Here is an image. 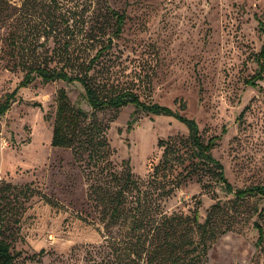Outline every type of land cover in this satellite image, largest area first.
Here are the masks:
<instances>
[{"label":"rangeland","instance_id":"rangeland-1","mask_svg":"<svg viewBox=\"0 0 264 264\" xmlns=\"http://www.w3.org/2000/svg\"><path fill=\"white\" fill-rule=\"evenodd\" d=\"M108 7L125 14L124 24L88 74L97 81L106 75L171 113H144L132 104L91 110L76 81L37 76L20 83L27 66L81 73V63L114 30ZM59 14L69 26L62 21L52 32L49 21ZM258 19L264 20V0H1L0 104L7 95L14 98L0 115V179L37 193L9 236L18 264H125L111 242L122 248L134 240L125 227L104 228L89 199V167L71 148L51 144L60 89L87 112L86 121L107 126L109 159L117 170L126 161L146 179L160 159L158 141L186 137L182 116L195 122L202 139L219 135L211 154L233 186L264 184V79L255 87L244 83L262 42ZM57 38L69 41L67 60L55 54ZM203 182L186 177L159 201L166 214L197 209L200 221L214 203L222 206L216 220L220 229L227 222L230 228L209 241L199 264H264L253 225L264 229V199L234 202L211 178Z\"/></svg>","mask_w":264,"mask_h":264},{"label":"trees","instance_id":"trees-1","mask_svg":"<svg viewBox=\"0 0 264 264\" xmlns=\"http://www.w3.org/2000/svg\"><path fill=\"white\" fill-rule=\"evenodd\" d=\"M108 11L114 19V30L87 64L81 63V73L71 74L63 68L44 65L27 66L20 83L28 84L37 76L45 82L76 81L81 85L82 96L91 110L118 109L132 104L144 113H171L157 102L141 99L132 88L110 82L106 75L101 76L102 81H97L88 74L111 48L113 36L121 32L124 24V13L109 7ZM62 21L69 26L64 15L51 17L49 30L53 32L58 29ZM257 25L262 42L253 56L256 68L244 80L251 87L264 79V20L258 19ZM56 42L59 51L55 50V54L64 55L67 60L69 41L57 38ZM12 98L13 94L7 95L0 104V115L9 108ZM88 116L81 107L71 105L66 92L60 89L56 98L51 144L71 148L75 158L89 167L88 174L92 180L89 199L104 228L110 231L115 225L125 227L126 234L134 237L133 241H124L122 248L118 243L111 242V246L123 252L125 264H199L207 252L209 241L230 228L227 222L220 229V223L216 220V212L222 208L219 203L209 208L203 221L199 220L197 209L188 214L161 212L160 199L168 197L186 177L197 175L203 186V178H211L225 193L233 196L234 202L252 195L264 199V184L233 186L225 176L221 162L211 154L219 135L202 139L192 119L180 116L189 128L186 137L173 136L158 141L160 159L152 166L148 177L142 179L133 174L126 161H123L119 170L114 168L109 159L111 149L105 137L107 126L92 120L86 121ZM35 194L36 191L28 184L17 185L0 179V264H18L9 236L17 231V225L28 207L27 203ZM253 225L258 232L256 242L264 245V229L257 221H253Z\"/></svg>","mask_w":264,"mask_h":264}]
</instances>
